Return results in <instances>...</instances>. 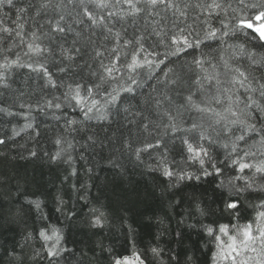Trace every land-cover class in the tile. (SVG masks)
Returning a JSON list of instances; mask_svg holds the SVG:
<instances>
[{
  "label": "snow or ice",
  "instance_id": "obj_1",
  "mask_svg": "<svg viewBox=\"0 0 264 264\" xmlns=\"http://www.w3.org/2000/svg\"><path fill=\"white\" fill-rule=\"evenodd\" d=\"M67 4L79 11H67L64 0H0V89L12 87L14 70L27 69V79L39 92L34 102H19L26 112L0 105V114L25 121L0 137V146L34 129L35 109L63 120L50 159L69 165L70 176L77 175L73 134L81 133L80 146L86 150H103L119 141L121 148L115 151L130 153L140 163L144 154L151 159L154 153L156 162L146 167L161 172L170 187L201 176H223L230 168L239 174L217 187L231 219L204 225L215 248L212 264H264V0ZM50 9L57 15H49ZM65 108L79 115L70 116ZM173 152L180 156L171 161L176 167L168 162ZM29 155L37 152L31 149ZM108 163L119 167L115 158ZM193 164L197 170L187 171ZM245 194H255L249 203L254 215L240 223ZM80 198L87 202L86 192ZM28 203L41 207L39 200ZM90 211L91 226L103 228L105 213L95 207ZM197 211L205 215L199 205ZM39 236L49 257L66 251L59 227L41 230ZM150 250L155 257L163 252ZM111 264L145 260L133 251L114 256Z\"/></svg>",
  "mask_w": 264,
  "mask_h": 264
},
{
  "label": "trees",
  "instance_id": "obj_2",
  "mask_svg": "<svg viewBox=\"0 0 264 264\" xmlns=\"http://www.w3.org/2000/svg\"><path fill=\"white\" fill-rule=\"evenodd\" d=\"M64 2L67 11H79L78 6ZM49 15L57 13L50 9ZM27 74V69L13 71L12 87L0 89V105L10 106L15 112L27 111L19 107V102H34L39 97ZM64 111L70 116L79 115L70 108ZM33 116L34 129L0 146L4 153L0 155V264H111L114 256L131 255L133 251L141 254L145 264H212L215 248L204 225L229 222L231 218L224 211L226 197L217 185L239 173L226 168L223 176H201L200 180H185L178 187H170L161 172H150L146 167L156 162L154 153L151 159L144 154V163H140L130 153L115 151L121 148L119 141L103 150H86L80 146L84 143L81 133L73 134L77 175L70 176L69 165L50 159L56 151L53 141L63 132V120L51 119L50 111L41 114L33 109ZM24 123L20 116L0 114V137L11 135L12 126L19 128ZM35 131L40 135L36 136ZM31 149L37 156L29 155ZM109 158H115L119 167L109 164ZM173 159L179 161L180 156L173 152L168 157L170 165ZM186 170L195 172L197 165ZM85 192L87 202L80 198ZM58 196L64 200L63 205ZM30 200H39L40 209L28 203ZM254 201L255 194L240 198V223L252 219L254 212L249 203ZM197 205L205 215L197 211ZM93 207L105 213L103 228L91 226ZM53 226L60 228L66 249L56 258L47 255L46 243L39 236L41 230L50 232ZM152 247L163 249L160 257L152 254Z\"/></svg>",
  "mask_w": 264,
  "mask_h": 264
}]
</instances>
